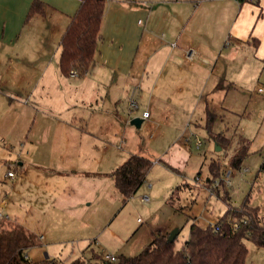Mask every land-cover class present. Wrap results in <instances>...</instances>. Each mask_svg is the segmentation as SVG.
<instances>
[{
  "label": "rangeland",
  "instance_id": "374dc122",
  "mask_svg": "<svg viewBox=\"0 0 264 264\" xmlns=\"http://www.w3.org/2000/svg\"><path fill=\"white\" fill-rule=\"evenodd\" d=\"M254 71L253 68L236 86L234 94L229 93L232 100L229 101L228 96L226 104H220L230 108L231 113L225 114L219 106H214L215 99L207 106L215 117L212 132L222 131L223 136L230 139L226 150H216L218 145L207 138L203 102L175 111L171 109L173 103H167L163 96H158L152 107H144L145 95L138 101L135 95H123L116 110L110 109L105 106V89L93 81L92 71L88 76L67 77L71 83L89 79L83 98L75 90L69 93V89H53L42 95L38 88L27 100H16L7 93L1 96L0 138L5 145L0 144V163L2 148L6 146L5 157L13 163L18 177L27 175L34 163L47 168L52 176L57 175L55 171L69 172L76 167L91 171L102 170L101 166L105 169L118 167L131 154L144 156L153 163L146 181L126 200L125 206L108 176L106 181L100 182H106L107 188L93 194L91 205L68 208L69 213L64 215L42 216L32 198L30 202L24 200L35 211L28 215L21 213L19 220L29 229L44 234V239L40 237L41 246L28 251L30 260L43 259L46 253L49 261L83 257L88 264H93L91 250L100 253L99 247L89 243L94 239L111 253L135 256L157 228L168 234L179 229L181 232L175 243L179 248L188 236L190 220L194 218L203 227L214 225L208 219L215 223L223 215L227 208L224 197L229 198L231 206H239L249 199L250 205L258 207L263 216L264 174L257 171L264 152V97L256 91L263 86L258 76L250 80ZM3 89H7L6 86ZM130 100L137 104V109L128 108ZM134 118L142 120L139 127L130 124ZM197 123L203 127H198ZM242 142L248 145L249 155L240 169L229 168ZM18 160L24 163L23 173L16 164ZM229 171H232L230 186L216 187L218 196L209 195L206 185L214 181L216 173L221 175L214 182L221 184L222 177ZM97 184L90 181L91 189L87 180L83 187L94 191ZM36 194L29 192L31 197ZM143 197H147L148 203ZM66 200L67 203H80L84 197L76 192L66 194ZM171 201L178 207L177 211L171 209ZM54 202L60 205L58 198ZM96 228V236L87 242L88 231ZM243 243L248 250L247 264H264V248L256 247L249 240Z\"/></svg>",
  "mask_w": 264,
  "mask_h": 264
},
{
  "label": "crops",
  "instance_id": "0c3cea01",
  "mask_svg": "<svg viewBox=\"0 0 264 264\" xmlns=\"http://www.w3.org/2000/svg\"><path fill=\"white\" fill-rule=\"evenodd\" d=\"M255 1L240 6L234 0H106L102 38L91 69L93 81L105 89V106L116 110L123 95H135L137 101L145 95L144 107H152L155 99L163 96L167 103H173L171 109L175 111L203 102L207 113L212 110L207 108L208 104L215 99L214 106H219L225 114L231 113L230 108L220 104L225 103L229 93H235L236 86L253 68L250 80L258 76L263 85L260 87H264V0H257L258 4ZM34 2L41 7L42 14L36 13L26 21ZM79 6V0H0V97L7 93L16 100H27L37 88L42 95L53 89H69V93L75 90L85 97L89 79H74L77 82L71 83L58 67L61 35ZM229 97V101L233 99ZM197 126L203 127L201 123ZM0 144H4L1 138ZM6 149L3 146L1 151L0 218L15 220L42 239L44 234L29 229L19 220L21 213L28 215L35 211L24 200L30 202L32 198L42 216L64 215L69 213L68 208L91 205L93 194L107 188L106 182H100L106 181L107 174L116 168L101 166L102 170L91 171L76 167L69 172L55 171L57 175L52 176L47 168L34 163L27 175L18 177L12 171L13 163L5 157ZM16 164L25 172L23 162L18 160ZM8 171L15 176L6 175ZM87 180L89 187L90 181L98 183L94 191L83 187ZM29 192L37 194L31 197ZM76 192L83 195V202L67 203L66 194ZM55 198L60 200V205H56ZM177 208L171 207L175 211ZM112 222L113 219L110 225ZM208 222L214 224L210 219ZM96 231L97 228L88 231L87 242L96 236ZM159 231L165 233L154 229L149 240ZM173 231L176 235L181 232L177 228ZM89 243L99 247L102 256L122 255L109 252L95 239ZM27 258L30 260L28 252ZM43 260H47L46 253L37 261Z\"/></svg>",
  "mask_w": 264,
  "mask_h": 264
},
{
  "label": "trees",
  "instance_id": "16d2710c",
  "mask_svg": "<svg viewBox=\"0 0 264 264\" xmlns=\"http://www.w3.org/2000/svg\"><path fill=\"white\" fill-rule=\"evenodd\" d=\"M241 6L250 0H234ZM255 4H258L257 0ZM79 8L61 35L59 43L58 67L60 73L68 77L71 72L84 76L95 65L97 47L102 38L100 34L106 0H79ZM39 4H31L26 21L36 14H42ZM215 117L207 111L205 130L207 136L220 150L229 148L230 139L222 133H213ZM248 145L241 143L237 153L230 160L229 168L240 169L243 160L249 155ZM258 173L264 174V152L261 153ZM151 160L144 156L130 155L123 164L113 169L108 177L120 194L122 201L132 197L141 188L152 168ZM15 167L12 171L15 172ZM221 174L216 173L214 181ZM213 181V182H214ZM213 182L206 185L212 195H217ZM226 210L214 223L200 226L191 222L188 237L177 248V235L168 241V234L157 232L150 243L135 256L118 255L115 261L107 262L101 253L91 250L93 264H247L248 250L243 240H249L258 248H264V215L256 206L244 200L239 206H231L229 198L224 197ZM41 246L40 236L18 224L15 220L0 218V264H88L85 258H76L67 263L52 259L31 262L27 252ZM90 262V261H89Z\"/></svg>",
  "mask_w": 264,
  "mask_h": 264
},
{
  "label": "built area",
  "instance_id": "2783aa9c",
  "mask_svg": "<svg viewBox=\"0 0 264 264\" xmlns=\"http://www.w3.org/2000/svg\"><path fill=\"white\" fill-rule=\"evenodd\" d=\"M70 75H76V74H75V72H71ZM256 91H257V94H258V95H259V94L264 95V87H259V88L256 89ZM128 108H129L130 110L137 109V104H136L135 102H133L132 100H130V102H129V104H128ZM146 116H147V114L144 115V118H146ZM199 144H200V142L197 144V146H199ZM244 171L246 172L247 170H244ZM231 173H232V171H231V172L229 171V172L225 173V175H224V176L222 177V179H221V184L218 183V181H216V182H214L213 187L216 188V187H219V186L222 185V186H224L225 188H228V187L230 186V184H231V183H230ZM6 175H8L9 177H14V176H15V174H13L12 171H8V172L6 173ZM222 183H223V184H222ZM143 201H144L145 203H148L147 197H143ZM210 227H211L212 229H215V228L213 227V225H210ZM103 259H104L105 261H107V262H112V263H113V261H115L116 257H114L113 255H112V256H110V255H104V256H103Z\"/></svg>",
  "mask_w": 264,
  "mask_h": 264
},
{
  "label": "water",
  "instance_id": "95a60500",
  "mask_svg": "<svg viewBox=\"0 0 264 264\" xmlns=\"http://www.w3.org/2000/svg\"><path fill=\"white\" fill-rule=\"evenodd\" d=\"M141 119H137V118H134V119H132L131 121H130V124L131 125H134V126H136V127H139L140 125V123H141ZM220 149V147L219 146H216V150H219ZM176 236V232L175 231H173L171 234H169L168 235V241H172L173 240V238Z\"/></svg>",
  "mask_w": 264,
  "mask_h": 264
}]
</instances>
